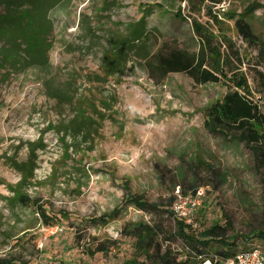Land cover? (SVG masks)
Wrapping results in <instances>:
<instances>
[{
  "label": "rangeland",
  "instance_id": "1",
  "mask_svg": "<svg viewBox=\"0 0 264 264\" xmlns=\"http://www.w3.org/2000/svg\"><path fill=\"white\" fill-rule=\"evenodd\" d=\"M201 2L64 0L49 12L54 26L48 37L50 70L32 68L7 76L1 71L0 261L122 264L134 255V240L122 230L134 222L156 226L162 232V249L169 247L178 259L186 252L194 256L180 239H166L175 232L173 205L197 191L202 192L200 205L186 221L190 232L196 235L213 223H229L228 246L210 241L197 249L209 258L215 251H264V175L242 143L205 127L204 109L224 96L229 82L196 85L184 73L160 77L137 52L123 74H115L120 77H106L100 67L106 41L124 36L126 27L148 8V39L139 45L150 51L151 59L176 49L196 53L200 45L191 20L210 25V9L233 46L215 38L211 47L243 72L258 99L264 95V65L256 60L264 41V10L243 18L255 43L246 41L234 22L249 4L264 0H221L215 6L210 0ZM232 14L233 20L224 18ZM47 73L56 82L72 78L79 99L96 106L111 97L96 136L73 142L57 131L74 111L45 96L41 81ZM29 144L43 148L35 152L33 177L19 189L22 178L14 165L27 161ZM126 193L158 209L140 210L126 202Z\"/></svg>",
  "mask_w": 264,
  "mask_h": 264
},
{
  "label": "trees",
  "instance_id": "2",
  "mask_svg": "<svg viewBox=\"0 0 264 264\" xmlns=\"http://www.w3.org/2000/svg\"><path fill=\"white\" fill-rule=\"evenodd\" d=\"M63 1L0 0V8L3 9L0 14V74L1 71L3 72L1 75L7 76L10 72H23L32 68L50 70L48 53L52 45L48 37L53 33L54 26L49 12ZM186 1L190 2V0ZM206 1L202 0L201 4ZM210 2L212 6H215L221 0H210ZM259 9L264 10V4L252 2L234 22L243 38L252 43H255L253 42L254 35L243 18L252 16ZM197 10L200 11V8ZM150 11L151 8H148L139 21L127 26L124 36L122 34L113 35L106 41L107 45L104 48L100 66L104 76H122L115 74H123L129 58L137 52L136 56L144 59L146 66L160 77H165L170 73H184L196 85L216 84L226 79L229 82V85H226L227 92L220 100L204 109L205 127L211 132L221 134L224 138L242 143L252 152L255 168L261 170L264 175V95L255 99L243 72L237 67H230L228 57L220 53L219 48L211 47V42L215 38H218L222 45L233 47L231 39L221 27L222 21L218 19V15L208 10L210 25L202 24L196 19L191 20L192 32L198 38L200 45L196 53L176 49L166 54H154L151 59L150 51L144 45H139L148 39L145 18ZM176 16L181 19L185 18L178 13ZM235 17V14H232L224 18L233 20ZM213 28L219 35H214ZM259 45L256 60L264 65V41H261ZM234 57L241 63L242 57L238 51H235ZM226 68H228L227 71ZM52 76L47 73L42 78L45 96L58 103L72 106L74 111L72 118L62 123L57 131L62 137H71L73 142L79 139L90 140L96 136L100 123L108 116L105 112L111 107L108 105L111 97L106 99L107 102L96 106L89 99H79L76 84L72 82V78L68 81L56 82ZM260 76L262 86H264V75L260 74ZM28 146L27 161L14 165L22 178L18 183L19 189L26 183V180L33 177L36 168L35 152L43 148L42 145L29 144ZM18 200L21 203L25 201L22 191L18 193ZM125 200L140 210L158 209L156 204L149 205L140 197L130 196L128 193L125 195ZM171 214L175 232L166 241L173 238L180 239L185 246H189L191 251H194V256L186 252L178 259L169 247L162 249L158 239L162 232L158 231L156 226L134 222L128 223L122 230V235L134 240V255L122 264H199L201 261L218 264L219 261L234 258L237 254L231 250L215 251L218 257L209 258L204 250L197 249V246L207 247L210 241L228 246L225 242V235L228 230L226 226H229V223L226 226L213 223L195 235L190 232L191 229L185 219L178 218L174 213ZM99 251L102 249L97 250ZM2 263L6 264L0 261V264Z\"/></svg>",
  "mask_w": 264,
  "mask_h": 264
},
{
  "label": "built area",
  "instance_id": "3",
  "mask_svg": "<svg viewBox=\"0 0 264 264\" xmlns=\"http://www.w3.org/2000/svg\"><path fill=\"white\" fill-rule=\"evenodd\" d=\"M202 196V192L197 191L193 195L183 197L179 203L177 202L172 207L173 213L178 217L190 222L191 216L197 210L200 205L198 200ZM208 264H210L209 261ZM218 264H264V251L258 248H251L250 250L238 252L234 258L224 259L218 262Z\"/></svg>",
  "mask_w": 264,
  "mask_h": 264
}]
</instances>
